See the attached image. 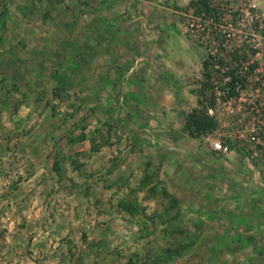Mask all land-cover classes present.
I'll use <instances>...</instances> for the list:
<instances>
[{
  "label": "rangeland",
  "instance_id": "1",
  "mask_svg": "<svg viewBox=\"0 0 264 264\" xmlns=\"http://www.w3.org/2000/svg\"><path fill=\"white\" fill-rule=\"evenodd\" d=\"M0 264H264V0H0Z\"/></svg>",
  "mask_w": 264,
  "mask_h": 264
},
{
  "label": "built area",
  "instance_id": "2",
  "mask_svg": "<svg viewBox=\"0 0 264 264\" xmlns=\"http://www.w3.org/2000/svg\"><path fill=\"white\" fill-rule=\"evenodd\" d=\"M215 148L223 153H226L229 151V148L228 147H224L223 145L221 144H218V143H215Z\"/></svg>",
  "mask_w": 264,
  "mask_h": 264
},
{
  "label": "crops",
  "instance_id": "3",
  "mask_svg": "<svg viewBox=\"0 0 264 264\" xmlns=\"http://www.w3.org/2000/svg\"><path fill=\"white\" fill-rule=\"evenodd\" d=\"M240 172H248V169L246 166L240 168Z\"/></svg>",
  "mask_w": 264,
  "mask_h": 264
}]
</instances>
